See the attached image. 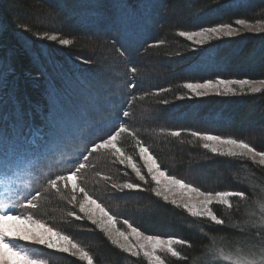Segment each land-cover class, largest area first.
I'll use <instances>...</instances> for the list:
<instances>
[{"label": "trees", "instance_id": "trees-1", "mask_svg": "<svg viewBox=\"0 0 264 264\" xmlns=\"http://www.w3.org/2000/svg\"><path fill=\"white\" fill-rule=\"evenodd\" d=\"M144 1L125 0L130 7ZM156 11L154 29L137 50L129 51L120 43L119 27L113 19L107 18L94 29L70 26L61 21L62 11L49 0H0V154L11 144L25 143L23 146L31 148L26 138L46 128L49 83L54 87L60 82L57 74L93 78L101 62L109 61L125 80L119 117L99 138L86 144L84 154L70 167L74 170L79 162L86 164L78 175L77 189L73 191L70 182L67 187L59 182L58 190H52L49 179L69 173L49 175L42 180L45 187L38 189L41 197L33 201L37 207H16L14 212H28L68 235L93 257V264H149L142 252L132 256L113 244L99 221L93 223L80 211L86 194L113 217L118 228L123 220L145 235L177 238L190 244L174 245L183 259L158 252L165 264H223L215 257V249L230 252L246 239L257 238L256 230L245 222L248 213L255 212L256 218L260 215L255 201L264 200V166L245 157L213 153L203 145L214 142L192 133L236 139L264 152V89L252 92L239 83L264 82V61L241 65L255 48L264 45V0L248 6L238 0H159ZM211 14L217 16L209 18ZM242 26L258 30L246 34ZM212 28L235 29L239 35L219 37L208 31ZM180 32H203L209 37L188 40ZM53 35L56 40L49 38ZM64 39L69 41L67 45L60 43ZM226 52L229 58L235 56L230 64L215 62L200 67L206 56L220 57ZM236 62L237 67L233 66ZM221 80L226 83H219ZM208 81L216 89L214 94H203L199 89L202 94L196 95L184 87L186 83ZM124 111L130 115L124 117ZM121 126L129 130L121 132L116 141L123 156L110 148L90 151ZM176 131L181 133L179 137L172 135ZM142 146L148 148L166 177L182 180L205 193L243 191L247 199L232 198V209L212 205L215 214L225 220L224 225L192 217L183 207L155 194L157 183L151 178L153 173L147 171L148 161L139 154ZM83 156L89 159L83 161ZM129 156L145 180H140L129 166ZM126 183L139 188H125ZM80 187L85 193L79 192ZM28 197L32 199V195ZM27 199L22 204L26 205ZM202 225L207 237L200 233ZM27 247L49 264H87L76 249H72L76 253L73 255L41 245Z\"/></svg>", "mask_w": 264, "mask_h": 264}, {"label": "rangeland", "instance_id": "rangeland-1", "mask_svg": "<svg viewBox=\"0 0 264 264\" xmlns=\"http://www.w3.org/2000/svg\"><path fill=\"white\" fill-rule=\"evenodd\" d=\"M256 1L261 0H238L243 6H248ZM49 2L60 8L62 12L59 18L63 23L70 26L94 29L107 18L113 19L119 27V41L129 51H135L143 44L148 34L154 29L158 19L156 9L159 6V0L138 2L134 7L127 5L125 0H49ZM213 15L217 16L211 14L209 18ZM242 28L246 34L258 30L256 27L242 26ZM229 32L231 35H228ZM216 33L219 37L222 35L230 37L239 35L238 30L224 28L219 29ZM205 36L209 37L207 34ZM195 37L200 39L203 36ZM232 57L229 58V52L220 57H216L214 54L208 55L201 61L200 67L213 66L216 64L215 62L227 65L230 64L229 61L232 60ZM261 61H264V45L255 48L249 57L241 61V65H253ZM101 63L96 76L93 78L81 77L75 73L71 78L64 73H59V70L57 76H59L60 82H57L54 87L49 83L51 100L46 117V128L33 131L35 138L33 136L26 138L27 143L32 145L31 148L25 147V143V146L23 143L11 144L3 154H0V158L11 163L10 168L0 165V202L5 204L15 202L18 207H21L19 205H24L22 204L23 201L31 196V194L25 196V191L34 193L40 187H45L42 180H46L49 175L69 173L72 164L86 151V144L99 138L102 132H106L111 123L119 117L121 102L124 101L122 89L125 80L115 69L114 64L109 61H102ZM110 64L115 70L109 67ZM233 66L237 67L239 64L236 62L233 63ZM240 86L242 88L247 87V90L252 88L264 89V82L249 81V83L240 84ZM215 92L216 89L213 87L202 91L203 94H214ZM38 142L40 143L37 144ZM1 146L0 143V148ZM212 146L225 153L229 149L239 151L234 146L217 144L216 142ZM259 159L256 157V162ZM153 175H157L160 179V183L156 185V191L162 193L160 197L163 200H165L163 196L168 197L166 202L175 201L176 205L182 207L184 204H198L200 200L204 199L202 196L197 197L195 192L189 194L187 189L172 186L169 179H166L165 175L160 177L159 171L155 169ZM25 185H31V187L25 190ZM85 208L84 213L91 220L99 221L111 240H118L120 244L133 248L134 251L140 244L146 243L144 237L148 235L141 233V236L137 238L131 232V228H128L127 222L120 220L121 228H118L114 223H109L108 217L102 216L95 205L87 204ZM93 210H95V214H93ZM22 214L30 215L28 212ZM33 219L37 220L36 217ZM120 232H124L128 239L125 240L124 237L119 236ZM257 239L258 237L255 238V240ZM18 244L40 257L35 250L27 247L38 244H28L24 241H19ZM232 245L230 244L226 248ZM146 250L150 251V246ZM219 262L227 264L222 260Z\"/></svg>", "mask_w": 264, "mask_h": 264}, {"label": "snow or ice", "instance_id": "snow-or-ice-1", "mask_svg": "<svg viewBox=\"0 0 264 264\" xmlns=\"http://www.w3.org/2000/svg\"><path fill=\"white\" fill-rule=\"evenodd\" d=\"M239 24H243L244 21H237ZM209 32L216 33L218 29L212 28L208 30ZM180 36L186 37L188 40H192L193 36H203L205 39L207 37L203 32L197 33H187L180 32ZM231 35V32L228 33ZM52 40H56V36L49 37ZM202 40H197L196 43H202ZM60 43L67 45L69 43L68 40H60ZM133 73L136 71L135 68L132 69ZM219 83L224 84L225 81L221 80ZM241 84H247L249 81H240ZM135 85H133L134 87ZM212 82L208 81L203 84L198 83H186L184 85L185 88L194 92L196 95H201L202 93L199 89H207L212 87ZM231 91V89H229ZM252 92H259V88H252ZM124 117H128L130 113L128 111H124ZM129 130L121 126L115 134L110 135L107 139H104L102 142L94 144L90 149L91 152H97L99 149H113L115 152L120 153L121 156L124 153L121 151V148L118 147L116 141L117 137L121 132H128ZM172 135L179 137L181 133L179 131L173 132ZM193 136L198 137L204 141L216 142L217 144H226L230 146H234L235 149L239 151H235L229 149L226 153L220 152L217 147L212 146L209 143H205L203 145L204 148L210 149L213 153H218L221 155H227L230 157H245L256 162V157H259L258 163L264 166V152H257L253 147H251L248 143L243 141H238L236 139H222L217 135L210 134H200L198 132H193ZM139 154L142 159L148 161L147 171L149 174H152L154 169L159 171V165L156 163L154 157L149 153L147 147H140ZM83 161H87L89 159L88 156H83ZM129 166L135 171L136 175L140 178V180H145L144 175L141 174L140 168L133 162V158L131 156L128 157ZM121 164L124 163L123 160L119 161ZM0 165H4L5 167L10 168L11 163L5 162L2 158H0ZM86 167L84 162H79L78 167H75L74 170H69V174L67 176L64 175H56L54 178L49 179L50 188L52 190H58L59 182H64L65 187H67L68 182L71 183V188L75 191L78 187L77 180L78 175L82 169ZM165 174L162 171H159V176L163 177ZM152 180L156 181L157 184L160 183V179L157 175H152ZM170 184L172 186L178 187L179 189H187L188 193L195 192L197 197H204L203 200H200L199 203L193 204H184L182 207L195 218H207L211 223L216 225H224L225 220L218 217L215 214V211L212 207L214 204H218L222 207H227L228 209L233 208L232 198H237L240 201L247 199V194L243 191H220L216 193H204L199 189L192 187L191 185L185 184L182 180L175 178H168ZM147 182V181H145ZM25 190L29 189L31 185H25ZM123 187L128 189L139 188V185H135L132 183H126ZM167 190V189H166ZM155 191V190H154ZM80 193H85V189L83 187L79 188ZM25 196L31 194L32 199L27 201L26 205H20L23 207H31L36 208L37 204L33 201L38 200L41 197V192L36 190L35 193H29L25 191ZM155 194L157 196H161L162 193L156 191ZM165 200L168 199L167 196H163ZM75 195L72 196V200L75 201ZM85 203L80 204V211L84 212L86 210L85 204L95 205L96 209H99L102 216L108 217L109 223H114V219L112 216L105 211L103 207L96 200L92 199L90 196L85 194L84 196ZM256 204L258 206V210L260 215L256 218V213L251 212L248 213V218L246 220V225H248L251 229L256 230V234L258 239L255 241L245 240L242 243V246L238 249L232 250L230 252L224 251L223 248H217L214 250V255L216 258L227 262V264H264V200L257 199ZM175 204V201H172ZM178 207L180 205H177ZM18 207L15 202H11V204H5L0 202V264H49V261L43 257H38L35 254L31 253L30 250H25L22 248L18 242L24 241L28 244H38L41 246H45L47 249H52L58 252L70 253L75 255V252H72V249H76L79 252L80 259L87 262V264H93V257L90 254L79 248L76 243H73L68 235L62 234L59 231H56L53 227L48 226L45 223L39 222L38 220L33 219L32 215H23L16 214L14 209ZM238 207V205H237ZM72 213H70L71 215ZM93 214H95V210H93ZM79 218V217H78ZM93 223H96L94 220ZM131 232L139 238L141 233L134 227H131ZM201 235L207 237V233L204 231V226H200ZM119 236L124 237L125 240L128 237L124 232H120ZM146 243H142L138 246V250H133V248L127 247L124 244H120L118 240H112V243L117 245L123 251L128 252L132 256H139L142 252L143 256L148 260L149 264H165L164 259L161 255L157 254L158 252H166L170 254L172 257L177 259H183L181 251H178L174 245H188L187 241L177 239V238H168L162 239L157 236L148 235L144 237ZM150 246V251L146 250ZM136 247V246H133Z\"/></svg>", "mask_w": 264, "mask_h": 264}]
</instances>
